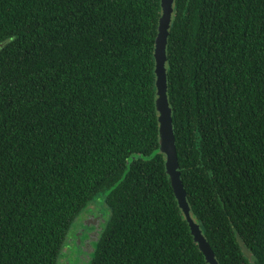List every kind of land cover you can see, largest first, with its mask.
Here are the masks:
<instances>
[{
	"label": "trees",
	"instance_id": "1",
	"mask_svg": "<svg viewBox=\"0 0 264 264\" xmlns=\"http://www.w3.org/2000/svg\"><path fill=\"white\" fill-rule=\"evenodd\" d=\"M173 9L167 97L191 215L218 264H264V0ZM160 13V0H0V264H56L103 190L91 264H208L159 151Z\"/></svg>",
	"mask_w": 264,
	"mask_h": 264
},
{
	"label": "water",
	"instance_id": "2",
	"mask_svg": "<svg viewBox=\"0 0 264 264\" xmlns=\"http://www.w3.org/2000/svg\"><path fill=\"white\" fill-rule=\"evenodd\" d=\"M174 0H160V15L158 18L157 34L154 39V73H155V108L158 113V145L159 151L164 155L165 172L169 176L171 187L178 207L188 224L193 241L197 243L198 248L203 253L208 264H218L215 254L208 241L202 233L200 225L191 215L184 185L181 180V174L178 165V156L175 145V137L172 123V109L167 97V76H166V45L169 34V28L173 17ZM3 44H0L2 47ZM237 242L242 253L249 261L252 259V253L244 244L240 236L236 235Z\"/></svg>",
	"mask_w": 264,
	"mask_h": 264
},
{
	"label": "rangeland",
	"instance_id": "3",
	"mask_svg": "<svg viewBox=\"0 0 264 264\" xmlns=\"http://www.w3.org/2000/svg\"><path fill=\"white\" fill-rule=\"evenodd\" d=\"M106 192H107V190H103V191L99 192L94 197V199L89 203V205L84 207V209L80 212V214L72 222V224L68 230L67 237H66V238H70V240L67 243H70V241L74 240V238H75L77 245H76V247L72 246L71 248H69L70 249V255L69 256L71 257V254L73 252L74 253L75 252L80 253V256L78 257L76 255L75 258L67 257L68 261L74 262L76 264H86V262L88 261L89 252H88V250H85V248L82 246V245H84V243H87L86 234L88 231L87 230H85V232L82 231V227H84L87 224V222H86V220L82 221V219L87 216V213H90V214H92L91 216L97 215L99 217L105 218L106 219L105 221H107V219L110 216V211H109V208L104 201ZM95 213H97V214H95ZM103 223L104 222L100 223L101 227L99 226V228H102ZM105 223H104V226H105ZM82 224H83V226H82ZM104 226H103V228H104ZM91 227L92 226H89V227L87 226V229H89ZM103 228H102V230H103ZM87 244H89L91 246V242H89ZM91 248H93V246H91ZM68 261L65 260V262H64V260L62 261L59 258L57 260L56 264H68ZM70 262H69V264H73Z\"/></svg>",
	"mask_w": 264,
	"mask_h": 264
},
{
	"label": "flooded vegetation",
	"instance_id": "4",
	"mask_svg": "<svg viewBox=\"0 0 264 264\" xmlns=\"http://www.w3.org/2000/svg\"><path fill=\"white\" fill-rule=\"evenodd\" d=\"M95 214H97V213H95ZM91 215L92 214L87 213V216L82 219V221L86 220L87 224L84 227H82L83 224L81 226L83 232H85V230L88 231L86 234L87 243L91 242V246H93V248H91V246L87 243H84V245H82L85 248V250H88V252H89V259L86 262V264H91V260L94 256L95 250L97 248V243H98V241L101 237L102 231H103L102 228L104 226V223L107 222V221H105L106 220L105 218L99 217L97 215H95V216H91ZM101 222H104V223L102 225V228H99ZM87 226L88 227L92 226V227L87 229ZM69 240H70V238H66L64 246H63L62 251H61L60 256H59L60 260H62V261L64 260V262H65V260L68 261L67 257H70L69 256L70 255V249L69 248H71L72 246L76 247V245H77L75 238H74V240H71L70 243H67ZM76 255L79 257L80 253H76V252L74 253L73 252L71 254L70 258H75ZM69 262L70 261H68V264H69ZM70 263L76 264L74 262H70Z\"/></svg>",
	"mask_w": 264,
	"mask_h": 264
}]
</instances>
